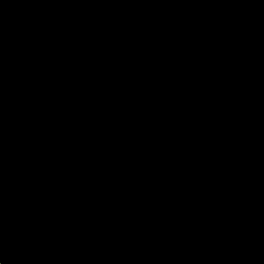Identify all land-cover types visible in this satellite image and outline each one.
<instances>
[{
  "label": "trees",
  "instance_id": "trees-1",
  "mask_svg": "<svg viewBox=\"0 0 264 264\" xmlns=\"http://www.w3.org/2000/svg\"><path fill=\"white\" fill-rule=\"evenodd\" d=\"M0 118L55 185L36 264H264V0H0Z\"/></svg>",
  "mask_w": 264,
  "mask_h": 264
},
{
  "label": "flooded vegetation",
  "instance_id": "flooded-vegetation-1",
  "mask_svg": "<svg viewBox=\"0 0 264 264\" xmlns=\"http://www.w3.org/2000/svg\"><path fill=\"white\" fill-rule=\"evenodd\" d=\"M15 140L0 126V264H36L54 245L61 219L54 201L34 191V175L19 164Z\"/></svg>",
  "mask_w": 264,
  "mask_h": 264
},
{
  "label": "rangeland",
  "instance_id": "rangeland-1",
  "mask_svg": "<svg viewBox=\"0 0 264 264\" xmlns=\"http://www.w3.org/2000/svg\"><path fill=\"white\" fill-rule=\"evenodd\" d=\"M0 123H2V125L0 124V126L1 128L3 127V132L11 135L10 128L6 124V122L0 119ZM15 143L18 145V150H19V157H18L19 164L25 167L24 163H26L28 165V168L25 167L27 175L29 176L34 175L35 185H36V188L34 189V191L37 192L39 196L43 198L45 201H48L50 199L51 202H53L56 190H55V185L52 179L47 174H45L43 170L32 165L30 161H28L24 157L21 151L22 147L20 146V142L18 139L15 140ZM5 257L6 256H4V258Z\"/></svg>",
  "mask_w": 264,
  "mask_h": 264
},
{
  "label": "clouds",
  "instance_id": "clouds-1",
  "mask_svg": "<svg viewBox=\"0 0 264 264\" xmlns=\"http://www.w3.org/2000/svg\"><path fill=\"white\" fill-rule=\"evenodd\" d=\"M23 150H24V149L22 148V150H21V151H22L23 155H25Z\"/></svg>",
  "mask_w": 264,
  "mask_h": 264
}]
</instances>
